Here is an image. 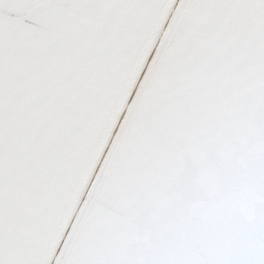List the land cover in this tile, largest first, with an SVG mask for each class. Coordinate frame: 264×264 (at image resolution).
Returning a JSON list of instances; mask_svg holds the SVG:
<instances>
[{
  "label": "snow or ice",
  "instance_id": "snow-or-ice-1",
  "mask_svg": "<svg viewBox=\"0 0 264 264\" xmlns=\"http://www.w3.org/2000/svg\"><path fill=\"white\" fill-rule=\"evenodd\" d=\"M0 264H264V0H0Z\"/></svg>",
  "mask_w": 264,
  "mask_h": 264
}]
</instances>
